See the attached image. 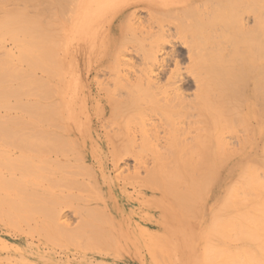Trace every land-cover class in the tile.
I'll list each match as a JSON object with an SVG mask.
<instances>
[{
	"label": "rangeland",
	"instance_id": "1",
	"mask_svg": "<svg viewBox=\"0 0 264 264\" xmlns=\"http://www.w3.org/2000/svg\"><path fill=\"white\" fill-rule=\"evenodd\" d=\"M5 1L9 2L10 4H7ZM16 1L17 0H0V4L5 2V5L2 4L3 8L0 7V31L3 29L2 31L5 33L7 31H9L10 28L13 30V28L16 27L17 25H19V26L21 25V29H22L23 26L28 24L26 28H23V31L24 32L26 31V33L23 32L22 35H20L21 29L18 28L19 26H17V28H18L17 30L16 29L14 31L10 30L11 32H7L5 34L2 31L0 32L3 34V35H0V45L1 46L5 45V47H7V49L5 47H0L1 52L4 51V53H5L4 54L2 52V54H0V56L3 55L2 57H4V55H5L4 58L0 57V63L3 62L5 59L8 60L10 57V53H13V51H14L16 53V55L18 56L17 57V59H18L17 64L18 65L16 66V68H17L16 73H18V71H21V74H22L25 70L31 71L33 74L35 72L36 73L34 74V76H33V74H31L32 76L27 75L25 78H23L25 76L24 74H22L23 75L22 76L21 74L18 73L19 75L17 77H20V80H19V78L16 77L17 74L16 75L13 74V78L14 77L16 78L15 80L18 82V85L22 84L21 86L17 87L19 90L17 89L16 93L20 90L22 92L24 89L25 92L27 90V93L30 92L31 95H29L30 93H28V96H25L26 93L24 91H23L24 95L21 94V92L18 93L20 95H14L15 92L11 89L12 91L10 90V92H6V93L7 94L9 93L8 95H10V93H11V95L15 96V97L10 98L6 94L7 100H9V104L11 103L12 100H14V101L16 100V103L13 101H12V103L14 105L15 104H17V105L13 106L10 104L14 108L10 107L9 111L2 109L1 112L3 110H5V111H3V113H5V114H8V113H10L11 115H17L18 114L19 118L17 121L20 120V117L23 114L21 119H25L24 121H26V122L28 120L29 123L30 122H32V123H30L29 126H27V125L24 126L23 121L20 120L19 122H21V125H20V123H17L19 125V127H23V129H24L25 127L26 128H35L37 126L35 128V131H37V132L41 131L38 129H42V131L39 132L40 135H39V133L37 134V136L40 137L38 139H43V142L41 143L43 145L42 146L40 145V148L47 147V148L53 149V152L58 151V150L60 151V149H61L59 155L64 156L66 159H71L70 161H68L71 164L65 163L66 164L65 165L64 163L61 162V165H60L59 161H58L59 163H57V162H53L54 160L51 161L54 163V164H52L49 161L55 155L51 151L50 152L51 158H49L50 160H47L48 162L44 161V159H42V158H35L32 160L30 159L31 161L30 160L26 161L27 163H32L34 160L33 164H35L36 167L33 164L32 165L30 164L31 165L30 166L26 162H22L21 166L22 165L25 166V167L22 166V171H25L24 169H26L27 167L28 168L26 169V171L27 170H30V171H27V172H29L28 174H27V172L26 173L23 172V174L25 173L24 176H22L23 174L20 175L21 173L18 172L15 179H20L21 176L24 179L27 178L28 176H33L31 174L33 172H34L33 177L38 176V174H39L40 176H42L44 178L46 177V175H48V177L54 176L53 172L54 173L56 172L55 175H58V176H60L59 173L68 174L66 171H71V173L74 172V173H72V174L70 173V174L77 179H82L81 181H83V183H84V185L83 184L82 185L85 187L87 186L88 188L82 187V185H78V184L75 187V186H72L73 185L72 183H69L70 185L68 183H66L68 186L66 185L65 186L66 188H65L63 186L65 184H63V182H59L60 184L61 183L62 184L61 185L58 184L56 189L59 192L63 191V193H66L67 192L66 190H69L70 193H72V194L75 193L74 194L75 200L77 199L79 201L80 206L79 207H69V206L60 207L61 212H62V215H61L62 222L60 221L61 219L55 220V221L59 222V223L61 222L62 224L65 222L63 225L66 224L65 227L66 226L68 227L69 224L74 225L75 222H76L75 224H79L78 221L80 220V218L78 216L80 215L82 217L81 219L87 221L89 224L96 226V228L97 227H98V229L101 228V230L103 229V231H105V229H106L107 235L110 232L109 235H111L113 239L111 237H108L109 235L106 236V233L99 234V232H98V234L100 235L99 238L101 239V237L103 236L104 239L101 241L99 240V242H101L100 243L101 246L100 247L97 246L98 243L97 242H96L97 244L95 243L94 240L96 238H94V237L96 236L97 237L96 240L98 241V235H97L98 230L94 229V226H93V228L89 227V229L97 230L96 232L92 231V232L96 233V235H94V233L91 234L94 236V237L91 236V239H93V238L94 239L90 240L93 242V244L89 243V245H88L87 242L89 241L90 238L88 240L86 239L87 241H84L82 238L83 236H80V237L82 238V241H84L85 243L82 242L80 240L81 238H79V237L72 239V241H69V239L66 240V237H64V234L62 232V230L65 229L64 227H62L63 229L62 230L60 229L61 231L59 232L58 229L54 228L55 222H53V227H50L47 224H45V221H47L46 217L48 216V213H50L49 212L50 208H49V211H43L40 208H39L40 210L38 209V211H37V209H36L34 211V209H35L34 207H21L20 206V207H14V209H13V207H5L4 206V207H0V220H1L0 221V238H1L0 239V247H1V243H3V242L8 243L10 241L8 243L10 245L11 242L12 243L14 242L13 241L14 238H16V240H19V241H17L18 243H16V242H14V243L18 244L17 247L19 248V254L20 255H16L15 259H16V262L18 261L20 264H34V262H35V264H41V263L45 264L46 262H47L46 264H55V263L56 264H67V263L68 264L69 263L70 264H87V263L88 264H164L162 259H160L158 262L155 261L153 259L152 255L149 253V250L147 247L148 236H149V232H150V231H148L149 230L148 227H151V229H152V225L148 222L146 215L144 213L145 207H143L142 204L138 206V203L140 204L141 199H142L141 194L139 193V189H137L138 183L140 181H142L143 178H144V180H146L145 174L148 175L146 172L151 173L147 169L149 167H150V170L153 171V173H151V175L153 177H155L157 174L158 175L160 174L161 171H159V170H162L165 167V165L161 166L162 164H160L159 162L163 163L164 156L166 157V155H170L171 152L170 153H166V152H168L169 147H171L169 145H173L175 143L174 141H172L175 136H177V138L179 137L178 140L181 139L182 137H184L185 141L188 140L190 142L191 138L189 140V137L192 136V133L190 132L191 133V135H190L188 132V134H186V135L183 134L182 137L180 135L178 136V134H174V133L172 136H170V134L168 133L167 130H164V128H162L161 125L156 124L159 122V117H161V115L159 114V112H161V110L158 109V108H160L159 104H154L151 101H149L146 97H144L146 99V102H145V99L143 98V96H138L141 94L143 95V93H142L143 91L147 94L149 92V90L145 91V89H143L142 92H135L138 90V87L136 88V84L138 85L140 82L138 80V77H137V75L139 74V73L137 74V70L140 68H144V71H145L148 66H151L149 64V62H147V61L145 62V59H143L142 55L145 52L146 53L148 52V50H149L148 45H150L152 40L153 39L155 40L157 35L161 34L162 32L163 33L166 32L164 35H166L167 33L170 32L171 33L170 35H172L174 38H178V37H179V39L186 38L187 40L190 41V38L191 39L193 38L191 33L192 32L194 33V31H197L198 28L201 29L200 25H202V24H199L200 27L196 26L198 28H195V25H197V24L195 23L196 17L194 18V15H196V13L199 9L197 8L198 9L197 10L195 8H192L191 11L190 10L188 11V9H187L188 16L190 18L191 17L194 18L192 20V18L190 19V18L186 17L187 16L186 13H182V12H186V9L179 10L177 8L176 4H175V6H176L175 9L173 8L172 10L167 11V12H169V13H167L169 15L162 13L160 11V9H157L156 7H153L152 4H150V2H151V3H155V4H153L154 6L161 5L162 3H160V2L162 0H37V1L34 0L33 2H31V0H30L31 5L29 3V0H22L23 2L28 1L27 3H29V4L26 3L25 5L28 7L27 10H31L30 12L26 11V9L25 10L20 9V8L25 7V5H23V2L22 1L20 2L19 0L18 1L21 3V7L19 6L18 9L21 10V12L20 11L18 12V10H16L17 8H15L16 6H18V4L14 5V3ZM54 1H56V2H54ZM178 1H180V4H184L186 2L185 0H178ZM35 2L37 3L38 7L34 6L36 4H32ZM45 4L48 6H46ZM57 4H59V5H57ZM61 4H65V5H61ZM9 5H11V6H9ZM60 5H61V7H60ZM209 5L212 8L216 7V6H213L211 4H209ZM49 6H52L53 10H52V7H49ZM6 7H8V8H6ZM10 7L15 8V10L12 11L10 9ZM30 7H32V9H30ZM33 8H35V10H36L35 13H32L33 15L32 14L29 15L28 13H31L34 11ZM37 8H39V9L37 10ZM43 8L47 14H45V12L43 11ZM58 8H63L60 10H62L63 12L66 11L67 13H65V12L63 13L62 11L58 10ZM40 9H42V10H40ZM176 9H178L179 11L178 10L176 11ZM201 9H203V8H201ZM195 10H197V11L195 12ZM154 11H155V13H154ZM158 11H160L161 13ZM170 11H172L171 15H173V16L170 15ZM180 11H181V14H183L184 16L186 15L185 19L180 17L181 16L179 13ZM22 12H23V14L28 15L27 16L28 17L27 24L25 23V21L27 20V17L25 15H21V14L19 15V13H22ZM37 12H38V14L39 13L41 14L39 16H42L43 18H44V16H46V17H49V18L45 17L46 19H49V21L50 20L54 21L55 27H53L54 25L51 21L50 22L53 25L52 27H51V23H47V22L44 23L42 20L45 21V18L42 20H41V18L38 19L39 16L36 15ZM42 12H44V13H42ZM151 12H152V14H151ZM188 12H192L191 15ZM176 13L177 14L179 13L178 15H180V16L179 17L175 16ZM16 14H18L19 16ZM162 14H164V16ZM35 15L38 17L34 18ZM54 15H56V16H54ZM197 15H199V14L197 13ZM8 16H9V18H8ZM184 16H182V17H184ZM21 17L26 18V20L22 21ZM159 17H161V18H159ZM10 18L12 20L11 23L15 22L16 19L18 20V18L21 19L18 21L19 22L22 21V22L20 24H17V20H16L15 23L17 25L13 24V23H12L13 25H9L10 22H7L4 26L3 25L4 22L7 20L9 21ZM178 18H180V19L178 20ZM33 20L35 22L30 23ZM191 20H192V22H190ZM178 21L182 22L181 24H182V26H184L182 28V30L185 29L186 25H188L186 27V29L188 28V31L187 30H184V31H187L188 33H190V35L192 37L190 35H189L190 37L188 36L189 39L187 36L185 37V35H187V34H186V32H183L179 29L180 27H178L177 25L180 26L181 24H179ZM36 22L38 23L40 28L38 27L39 29H37L38 33L36 32V33L32 34V32L36 30V29L34 30V27L32 26V24L35 25ZM183 22L184 23L186 22V23L184 24ZM167 23H169V24L171 23V24L169 25ZM174 24H176V25H174ZM162 26H165L166 29L168 27L169 32H168V30H166ZM190 26H191V28H190ZM203 26H202V28H203ZM5 27L7 28V31H5L6 30ZM28 27H30L33 30V31L32 30L30 31L31 34L28 31L30 29ZM36 27H37V25H36ZM192 27H193V29H195L194 31L191 30ZM8 28H9V30H8ZM175 28H177L176 31L174 30ZM44 29L50 30V31L48 32V31H45ZM189 29L191 30V32L189 31ZM42 30H44V31H42ZM53 30H56L55 33L51 32ZM58 30L60 33L58 32ZM148 30L150 31V33ZM152 30L156 34H154V33L152 34L151 33ZM159 30H162V32L160 31L158 33ZM27 31H28V33H27ZM18 32H20V33L16 34ZM144 32L147 35H149L147 38L150 37V39L144 38L147 36ZM212 32H213V30H212ZM39 33H41V34H39ZM42 33H43V35L45 34L47 37L44 38L45 36H43ZM57 33H59V35ZM142 33H143V35H142ZM198 33H203V31L197 32V34ZM14 34L16 36H13ZM151 34L154 36L151 37ZM181 34H182V36H181ZM197 34H196V32L194 33V35H197ZM24 35H26V36H24ZM28 35L30 37H28ZM38 35L39 36L41 35L42 37L40 36V38H43V39L48 38V40H49L48 42H50L52 40L54 43V41H55V43H54L55 46H53L51 43L49 44L48 42H47L48 44H46V43L44 44L43 39H42V41H43V43H42L41 39H39L37 37ZM49 35L51 37H49ZM198 35L199 36H197V37L200 38L199 40H201L200 34H198ZM211 35H214V34H212L210 31V36ZM33 36H36L37 38L33 37ZM202 36H203L202 39L205 36L207 37V35H205V34H202ZM214 36L216 38H213V39H215V40L218 39V36H216V35H214ZM11 37H12V39L13 38H16V39L20 38V40L19 39H18V41H16V40L12 41V39L8 40ZM142 37L144 40L142 39ZM151 38H153V39H151ZM193 39L191 41L195 42L196 40H193ZM210 39L212 40L211 37L209 38V40ZM24 40H28V42L27 41L25 42ZM29 40H32V41L34 40V42L36 41L39 43H33V42L29 43L30 42ZM138 40L141 41V43L143 44V48H142V44L140 45L139 44L140 42H138ZM199 40L197 39L198 42H199ZM10 41H12L11 44H10ZM207 41H208V38H207ZM212 41L214 42V40H212ZM40 42H41V44H40ZM209 43H212V42L209 41ZM13 44H15L17 47L15 45L13 46ZM9 45L12 46L11 49H10ZM40 45L42 47L45 45L48 49H49V47L53 48L55 50V52L57 53L56 57L58 58V60L61 61V62L57 61V63H54L55 64V65L53 64L55 66L54 67L53 65H51V63L44 61L41 58L38 59L40 62L39 64L42 65L40 68L44 67L45 71H48V69L50 68L49 71L53 70L54 75H53V72H51L52 74L49 73V71L46 73L45 71L39 69L37 66L38 65L37 59L34 60V62H36L35 65L33 64L34 67H33V65L31 67V64H27V63H29L27 61V56L29 57L28 59H29L30 63L32 62V60H30V49H36L34 47L37 46V48L39 50V49H41L39 47ZM144 46L146 47V51L144 50L145 49ZM4 48H5V50H4ZM208 48L210 50V47H208ZM13 49H15V50H13ZM206 50L207 49L202 51V54L205 52V54H203V55H201L199 53L200 51L198 52L201 55L200 58L202 60V61L199 60V62H205V61L208 62L209 60H207V59H210L211 63H208V64H209V66H210V64L212 66L213 65L212 61L215 58L213 60L211 59V57L206 58V56L209 53V51L207 52ZM18 51L27 55L26 57L23 55L26 59L24 57H20L19 54H22V53H19ZM223 51L225 52V50H223ZM6 52L9 53V56L6 55L7 54ZM149 52H150V50H149ZM228 52L225 53L226 56L229 55ZM212 53H214V51H212ZM212 53H209V56ZM215 53H216V51H215ZM214 54H213V57L215 56ZM230 54H231V52H230ZM144 55H146V54H144ZM218 55L220 56V54H218ZM218 55L215 57H218ZM231 55L228 57L225 56L223 58L221 56H224V55H221L220 61H221V58H222V61L224 58L226 61L231 60V58H233ZM6 56H7V58H6ZM202 56L205 57V58H203V59H206L205 61H203ZM21 58L22 59L24 58L23 60H26V61H23ZM178 60H179V63H181L179 65L183 71L186 69L188 70V68H189L188 66L193 64V63L196 65L198 64L196 62L198 60H195V61L193 60L192 62H190V61H188L187 58L185 59V57H183V56L179 57ZM217 60H219V58ZM226 61H225V63H226ZM232 61L236 62L232 59L230 61V63H233ZM24 62H25V64H24ZM171 62L174 63V61H172V60H171ZM218 62L219 61H217V63ZM228 62L229 61H227V63ZM217 63L215 62L214 65H216ZM230 63H228L229 65L224 64V66L226 65L225 68H223L222 66L219 67V65L221 64L220 62L215 67L213 65L214 70H215V68L217 69V67L220 69L223 68L222 71L220 69H217L216 72H214L213 69L209 70L211 68V66L210 67L208 65L205 66V63H204V65L199 63V65H202V67L205 66L204 70H205V68L208 67L209 69L208 68L207 69L209 70V72H211L213 70V72H214L213 74H215V75H212L214 77L210 76L211 78H208L209 77L208 75L210 73L206 74V73H208V71H205L206 72L205 74L208 76L207 78L211 79L210 81L213 82L212 78L217 77V75L219 73L218 70L220 72H222V73H220V75H218V76H221L223 74V70H224V72L229 71V70L225 71L226 68L232 69L230 67ZM233 64H231V66L233 65V70L236 67L235 68L236 71H233L232 74H234V72L240 73V74H235V75H237V76H235V78L239 79L241 81L234 79V77L232 78V79L236 80L235 81L236 84L240 83L242 86V84L245 82V79L248 78L246 80L247 82L243 84L245 86V88L240 87V86H238V87L236 86L238 89L243 88L242 92L238 93L239 90L237 88H234V89H237L238 91L235 90L233 93H236V95H238L237 97L240 98V100L236 101L237 100L236 95H234L233 93H231V95L228 96L229 99L227 97L228 100H230V97L232 95L236 98V100H234L232 98L233 96L231 97L233 100L228 101L230 103V104L228 103V108L230 106H233V109H234V107L237 108V109L235 108L236 111H233V112L231 111L230 114L231 113L235 114V112H237L236 113L237 117L235 115L237 120H235V121H236V124L238 125V127L234 128V130L232 128V127H234L232 125L235 124V122H233V118H235L234 115H233V117H231L229 112H228V114L226 112L224 114L229 115L231 117V118H229V120L231 119V122L233 124L229 123L228 120H226V122L229 123L230 130H232V132L234 131V133L236 132L237 134H236V136H234L235 134L233 135V133H230L231 132L230 130L227 133V131H228L227 126L226 127L223 126L222 131L220 129L219 130L221 131V133L223 132L222 136L225 137L223 139L225 142L224 151L226 150L225 152H227L226 153L227 156L230 155L228 153V151L231 153V155H233L234 153H237V152L246 153V154H249L250 156L253 154V156L249 157L250 160H248V158H247V161L245 159L243 161H241L242 164H241V162H239V163H236L235 165H237L238 169H239V170L238 169L236 170L237 172L243 171V174H247L246 175L247 177L244 175L246 177L245 178L246 180L254 181L256 179H259L260 176L261 177L263 176L262 179L264 178V164H263L264 160H262V159H264V156H263L264 151H263V153L261 152V150L264 148V135H263L264 134V130H263L264 129V127H263V125H264V99L262 98L263 93H264L263 92L264 89H263V91L261 89V91L263 92L262 95L260 93L261 98L259 96V93H257L258 90L260 89V88H258L259 86H255L258 89L256 88L257 92L254 94L253 90H252L253 89L252 86L255 85L254 84L255 82H252L251 80H249L250 78L253 79L251 77L252 73L250 72V74H248L249 72H245L246 78L244 79V78H242L241 72L243 75H244V73L242 70L240 71L241 68L238 67V64H240V63H238V64L233 63ZM56 65H57V67H56ZM173 65L174 64H172V63L168 64V66L166 67V72H165L166 75H165V77L162 78V81H164L165 78H167V76H169V71L172 70V68L174 67ZM199 65H197V66H199ZM5 66H7L9 68V65H5ZM177 66H178V64H177ZM7 67H4L5 68L4 70H6ZM191 67L192 68H190V69H193L195 66L192 65ZM196 67L194 68L195 73L199 72L203 69L201 66H199V67H201V70L198 69L199 68L198 67L197 68L199 70L198 71L196 69ZM35 68H36V71H35ZM46 68H47V70H46ZM153 68H154V72H155V67H153ZM28 71H25V72H28ZM5 72H7V71H5ZM128 72H129V74L131 73V77H129ZM7 73L9 75L10 70ZM7 73H5V74H7ZM229 73L231 74V70ZM229 73L226 72L225 74H228L230 77ZM225 74H223V75L225 76ZM8 75L6 77H8ZM238 75H241L240 78H242V79H240ZM36 76L40 77L39 79H42V80H38ZM203 76L206 77L204 74L202 75V77ZM227 76H225V77H227ZM11 77H12V73H11L10 78ZM221 77H223V76H221ZM229 77H228V79H229ZM8 79H9V77H8ZM28 79H29V81H27ZM218 79H221V78L219 77ZM223 79H225V78H223ZM228 79L226 78V80H228ZM44 80H45V82H43ZM35 81H37V82L35 83ZM46 81H48V82H46ZM217 81H219V80H217ZM217 81L215 80V82H217ZM223 81H225V80H223ZM29 82H30V84L32 82L33 83L31 85H29ZM228 82H229V80L226 83H228ZM260 82H258L257 85ZM8 83H10V81L9 82L7 81L3 84V86L6 85V87H5L6 89H7V86L9 85ZM37 83L39 84L40 87L39 86L37 87V85H38ZM261 83H264V82H261ZM24 85H27V86L25 87ZM28 85L31 88L28 87ZM233 85H234V83H233ZM32 86H34L33 87L34 89L32 88ZM185 86H187V85H185ZM21 87H23V88H21ZM27 87L31 90H29ZM133 87H135L136 90H135V88L133 89ZM193 87H190V89L188 88V90H193ZM260 87H261V85H260ZM263 87H264V84H263ZM5 88H3L4 91H5ZM150 89L152 91H155V87H150ZM234 89L232 87V90H234ZM131 90H132V92H131ZM184 90L187 93L192 92V91L189 92L187 90V88H185ZM226 90H227V87H226ZM32 91L35 94L36 93L38 94V92L42 91L40 94H43V96L48 93L45 96L47 98H45V99L42 98V100H40V98L38 96H34L35 94L33 95ZM139 91H141V90H139ZM45 92H46V94H45ZM226 92L229 93L228 91H226ZM128 93H129V95L130 94L133 95V96H130V99H129V97H127ZM117 94H119L121 97L120 98L121 101L119 102L121 107H120V109L117 108V110L114 109V112H113V104L114 103L119 107V104L116 101ZM256 94H258V95L255 97V100H254V96ZM240 96L243 98H241ZM41 97H42V95H41ZM14 98H17L20 100L18 101L17 99H14ZM256 98H258V99H256ZM242 99H243V101H242ZM28 100L30 102L33 101V102H31V105L33 103H36V104L38 103L37 105L46 103L44 105H48V103H49L48 106H50L52 108V110L53 109L54 110L53 111L51 110L52 114H50L51 113L50 110L48 108L46 109L47 106H45V108H43V110H45V111L40 110L41 111L40 114L38 112H36L40 116L43 114L40 117L41 119L44 116V113L46 114L44 116V120H40V118H38L40 121H44V122H40L39 120L33 118L32 117L33 115L31 116L28 112H25L26 111L25 109H24L25 110L24 112L27 114H25L24 112H21L22 111L21 108H24L23 103H25V101H27V103H26V105H27ZM249 100L251 101L250 103H252V106H253V104H254V106L252 107V110L248 109V111H250L248 113L245 102H248ZM17 101H18V103H17ZM232 101L233 102L236 101V103L235 102L233 103ZM255 102L257 105L255 104ZM54 104H56L55 107L52 106ZM231 104H236V105H231ZM18 105L19 106L23 105V107L21 106L20 109H18L19 108V107H17ZM244 106L246 108L245 110H244ZM28 107H27V110L29 109ZM30 108H32V107H30ZM34 108L35 107H33V109ZM56 108H59L61 110H57ZM11 109H13V111ZM15 109L18 111V113ZM226 110H227V108H226ZM33 111H31V112H33ZM35 111H37V110L35 109ZM245 111L247 112V115H246ZM36 113H34V114L36 115ZM59 113H60V115H59ZM55 114H56V116H54ZM225 116H224V119L228 118V117L225 118ZM248 116H250L249 117L250 120H249V118H247ZM36 117H37V115H36ZM244 119H245L246 123H245ZM260 120H261V123H260ZM26 122H25V124H26ZM226 122H225V124H226ZM22 123H23V125H22ZM34 124H35V127H34ZM255 124H256V126H255ZM39 126H43L45 128L49 127V129L43 130V128H41ZM255 127H257V128H255ZM253 130H254V134H255L254 136L252 135ZM43 131H45V132L47 131V132L43 133ZM41 133L43 134V137L41 136L42 135ZM168 134H169L170 138H169ZM144 135H145V137H144ZM242 135L243 136L245 135V136L243 137ZM259 135H260V137H259ZM227 136H229V137L227 138ZM33 137L34 136H32L30 138L28 137L29 140L27 139L26 140L27 142L25 141L26 144L30 141V139L33 140L32 139ZM165 137L167 140L165 139ZM171 137H173V138H171ZM230 137H232V138H230ZM44 138L47 141H49V142H47V144L44 143V142H46V140H44ZM254 138H257L256 139L257 142L255 141ZM36 139H37V137H36ZM145 139H147V140L149 139V141H145ZM243 139L246 140L247 145H246V143L244 144L245 141L243 142ZM251 139H254V140L251 141ZM12 140L14 141L15 139H8L6 141L1 140V142L3 144H5L2 146H6V144H10V142L12 144V142H13ZM168 140H171L173 142V144L168 145L167 144ZM247 140H250V141H247ZM33 141H35V137H34ZM171 141H169V142L172 143ZM235 141H236V144H234ZM237 141H239V142H237ZM18 142L14 141L13 143L15 144ZM32 142H31V144H32ZM39 142H40V140H39ZM228 142L230 143V145H228L229 144ZM36 143L38 144V142H36ZM36 143L34 142L33 146L30 145V143H28L30 145L31 149L28 145L23 144V145L29 147L28 148L29 150L26 149L27 152H25V153H29V154L34 153L35 155H37L39 150H37V152L31 151L32 148H34V146L36 145ZM176 143L181 144L182 142L178 141ZM241 143L244 144L243 147H241ZM250 143H251V145H249ZM256 143H257V146H256ZM180 144H179V146H180ZM15 145H17V144H15ZM231 145L234 148L235 147L238 149L240 148L241 150L240 149L238 150L236 148L233 150V149H231L232 148ZM248 145L250 147H247ZM38 146H39V144L37 145V147ZM179 146L175 145L173 147V148H176L175 151L177 150L179 152V150H178ZM8 147H10V146H8ZM55 147H57V148H55ZM229 147H231V148H229ZM16 149H12V147L10 148L11 151L15 150L14 156H17V154H18L17 152L19 149H17V150ZM230 149L233 151L231 152ZM40 150H42V149H40ZM163 150L165 153L163 152ZM175 151L173 149L171 154H173V152H175ZM247 151H249L250 153ZM161 152H163V153H161ZM178 152H177V154H179ZM225 152H224V155L226 156ZM158 153H161L162 156L164 155L163 158L161 156L156 155ZM177 154L175 153L173 156H176ZM227 156L225 158L226 160L225 161L223 160V161H224V165H225L224 167H225L226 171H229L232 168V164L234 165L235 162L232 160V156H231V158L230 157L227 158ZM80 157H83V158L76 160ZM160 158H162V159H160ZM167 158H165V160H164L165 163L167 161ZM169 158H170V156H169ZM169 158H168V161H169ZM172 158H176V157H172ZM72 159H75V160H72ZM82 159H85V162H83ZM35 160H39V162L41 161L43 164L42 163L39 164V162H37V161L35 162ZM227 160H228V162H227ZM252 161H254V165H251V163H253ZM249 162H250V164H249ZM168 163H170V162H168ZM172 163H174V162H172ZM172 163H170L171 165L170 164L166 165V167L171 166V168H172ZM80 164L82 165V167ZM243 164L251 165V167H250L251 169L250 168L247 169L246 168L247 166L245 167V165H243ZM41 165H43V166H41ZM61 166H64V167H61ZM242 166H243V169H241ZM252 166H255L256 168L252 167ZM33 167H35V168H33ZM257 167L260 168V170H259L260 173H259ZM167 168H166V170H167ZM252 168H254V169H252ZM46 169H48V171ZM173 169H174V165H173L172 170ZM249 169H250V171L251 170L253 171L255 169L257 170V172L255 170L254 175H253V172H252V175L249 174V175L253 176L252 178H250V176L248 175V172H250ZM45 170H46V172H45ZM64 170H66V171H64ZM157 170H158V172H157ZM172 170H171V172L169 171L168 173H172L173 172ZM22 171H20V172H22ZM131 172H132V175H131ZM79 173H81V174H79ZM256 173H257V176L260 174L261 175L259 176V178L255 177L256 179H253ZM77 174H79V175L77 176ZM154 174H155V176H154ZM236 174H237V176H236L237 178L241 176L240 175L241 172H240V174L239 173H236ZM151 175H149V176H151ZM88 177H90L91 179H89ZM247 178H249V179H247ZM131 179L133 182L131 181ZM240 179H243V177L242 178L240 177ZM153 180H155V179H153ZM256 181H258V180H256ZM228 183L230 184L231 181ZM261 183H263V180ZM19 184H21V183H19ZM135 184H137V185L135 186ZM256 184H259V182ZM69 187L70 188L75 187V188L69 189ZM79 187H82L81 188L82 191L79 190ZM95 187H97V188H95ZM100 187L106 188L107 192L104 195V198L102 196V199H100V200L105 201L106 203H103V201H101L100 203H97L96 200L94 199L95 197L101 198L99 195V192H101L99 190ZM77 195H78V197H77ZM89 199H91L92 201ZM131 200H133V202H131ZM134 200L137 202V205L134 203ZM120 204L122 207L120 206ZM112 205H113V207H112ZM41 208L44 209V207H41ZM46 208L47 207H45V209ZM85 208H87V209L90 208L88 210V212H89V214H91L93 216V219L88 216L89 214L86 215V213H84V211L86 210ZM4 209L7 210L8 212L5 211ZM91 209L93 210L94 213L98 212L97 214H102L101 216H104L103 218H105V219H103L100 216L101 219H99V220L103 219L104 222H103V220L101 222L99 220H97V217L95 218L94 214L90 212ZM9 212H10V214H9ZM44 212H47L46 213L47 215ZM85 212H87V211H85ZM96 216H98V215H96ZM142 217H144L145 220L144 219L142 220L141 219ZM98 218H99V216H98ZM9 219H11L12 221H10ZM63 219L65 221H63ZM21 220H24L25 222L24 221L22 222ZM9 221L12 222V224H13V221L16 222V227L14 224L13 225L10 224ZM136 222H137V224H136ZM25 225H26V227H27V225H30V226H28L26 228ZM83 225H84V222H83ZM85 226H87V225H85ZM85 226H84V228H82L83 230L88 228V227L85 228ZM88 226H90V225H88ZM69 227L71 228V226H69ZM16 228H19L20 230L16 229ZM72 228H75V225ZM82 229H81V231H83ZM89 229H86V230L88 231ZM73 230H74L73 232L75 234L77 232V235H79L78 231H80V230L77 231V226H76V229H73ZM101 230H99V231H101ZM84 231H83V234H84ZM89 232L92 233L90 230H89ZM172 232H176L175 227L172 228ZM61 233H62V235H61ZM90 233L89 234L86 233L87 236H89ZM7 234H9L10 236H6ZM247 234H248V232H247ZM80 235H82V234H80ZM22 236H26L27 241L23 242ZM43 236H44V238H43ZM249 237H252V236L250 235ZM40 238H43V239H40ZM243 238H244V236H243ZM31 240H33V242ZM79 240L81 241L80 244H79V242H80ZM108 240H109V242H107ZM75 242H76V245H74ZM38 243L40 245H42L41 246L42 249L45 248L44 249L45 252L42 249H39V250L36 249L35 245ZM94 243L96 244V246L94 245ZM102 243H103V246H102ZM104 243L111 245L110 246L111 248L107 247L106 244L104 245ZM61 245L63 247H61ZM91 245H94L98 250L96 248H94L93 246L91 247ZM67 246L68 247L73 246L74 248L71 247V249L66 250L65 247H67ZM78 246L79 247L81 246L82 249L78 248ZM101 247H102V249L103 248L104 249L103 250L99 249ZM107 249H108V251H106ZM74 250H75V252L76 251L77 252L76 253L72 252ZM6 251H7V249H5V248L1 249L0 248V255H2V257H0V263H2V264L6 262V260H5L6 258H4L7 255ZM104 251H105V253H104ZM66 253H67V255H66ZM64 254H65V256H64ZM39 255H41V256H39ZM38 256H39V258H38ZM73 256H78V259L76 257L77 260L75 262H67L66 261L65 258L72 259ZM174 257H175V255L173 254V256H171V258H174ZM22 258H24V259H22ZM47 259L50 261H48ZM60 259H62V260H60Z\"/></svg>",
	"mask_w": 264,
	"mask_h": 264
},
{
	"label": "bare ground",
	"instance_id": "2",
	"mask_svg": "<svg viewBox=\"0 0 264 264\" xmlns=\"http://www.w3.org/2000/svg\"><path fill=\"white\" fill-rule=\"evenodd\" d=\"M19 1L21 2L22 0H19ZM19 1L17 0L14 3V5L18 4V6H16L15 8H17L16 10H18V12L19 11L21 12V10L18 9L19 6L21 7V3ZM33 1L34 0H31V2H33ZM185 1H186L184 3L185 5L184 4H180V1H178V0H165V1L162 0L160 2L162 4L161 5H156V6L153 5L155 3H151L150 2V4H152L153 7H156L157 9H160V11L162 13H164V14L169 13V12H167L168 10H172L173 8L175 9L176 8L175 4H176L177 8L179 10L186 9V12H182V13H186L187 16L186 15L185 16L188 17V18H190V17L187 14V9H188V11L189 10L191 11L192 8H195V9L198 8L199 10L197 9L198 11L195 10V12L197 11V13L199 15H197V13H196V15H194V18L196 17L195 18V23L197 24V25H195V28H198L196 26H199V24H202V25H200L201 29L198 28V30L200 29L201 31L200 30L199 31L198 30L194 31L195 29H193V27H192L191 30H193L194 33L196 32V34H197V32H202L203 31V33H198L201 36V40H199L200 38L197 37L199 35L198 34L194 35L193 32L191 33V35L193 36V38L194 37L196 38V39L192 38L193 40H196L195 42L191 41L192 40L191 38H190V41L187 40L186 38L179 39L178 36H177L178 38H174L172 35H170L171 33L169 32L168 27L166 29L165 26H162L163 28L168 30L169 33L164 35L166 32L163 33L162 30H159L158 33L160 31L162 33L157 35L155 40L153 38H151V39H153L152 42H151L152 44L150 43V45H148L149 46L148 48H149L150 52L148 50L147 53L146 52L144 53L146 55H144V54L142 55L143 59H145V62L146 61L149 62V64L151 66H148L145 71H144V68H140V69L137 70V74L139 73L137 75V77H138V80L140 81L138 85L136 84V88L138 87V90L135 91L136 88L133 87V89L135 88V90H134L135 92H142L143 89H145V91L149 90V92L147 94L143 91L142 92L143 95L141 94V95H138V96H143V98L146 97L152 103L159 104L160 108H158V109L161 110V112H159L161 117H159V122L156 123V124L161 125V127L164 128V130H167L168 133L170 134V136H172L173 133H174V134H178V136L180 135L182 137L183 134L186 135L189 132V134L191 135V133H192V136L189 137V140L191 138L192 142L191 141L189 142L188 140L185 141L184 137L181 138L182 140L181 139L178 140L179 137L177 138V136H175V135L174 136L177 139L175 137L174 138L176 140L173 137H171V138H173L172 141L175 142L174 144L176 146H179V144H180V143L178 144L176 142H178V141L182 142L180 144V146H179V149L177 148L179 150V152L176 150L179 154H177V152L175 151L176 148H173L175 146L173 144V142L171 140H168L167 144L168 145L169 144H173L174 146L173 145H169L172 148L169 147V151L166 152V153H170V152L172 153L173 149H174L175 152H173V154L170 153V155H166L165 154L166 157L163 155L164 158H163V156L161 154V153L164 152V150H163V152L156 154L158 156H161L164 160H165V158H167V157L169 158V156H170L169 161H168V158H167L166 163L164 162V160H163L164 164L159 162L160 164H162L161 166L165 165V167L162 170H159L161 172H160L159 175L157 174L158 176L157 175L155 176V174H154L155 177H153L151 175V173H153V171L150 170V167L147 168L148 171H150L151 173L146 172L148 174V175L145 174L146 180H144V178H143L142 181H140L138 183V188L137 189H139V193L141 194V198H142L140 204L138 203V206L142 204V206L145 207L144 208V213L146 215V218H147L148 222L152 225V229H151V227H148L149 228L148 231H150V232H149V236H148L147 247H148L149 253L152 255L153 259L155 261H157V262L160 259H162L164 264H264V178L262 179L263 176L261 177L260 176L261 174L257 176V173H256L253 179H256L257 177L259 178V176H260L259 179H256L258 181H256V180H254V181L246 180L245 178L247 177L246 176L247 174H243V171H239V172L236 171L238 169V166L235 165V164L243 161L244 159L247 161V158H248V160H250L249 157L253 156V154L250 156L249 154H246V153L237 152V153H234L233 155H231V153L228 151V153L232 156V160L235 163H234V165L232 164V168L229 171H226V169L224 167L225 166L224 165V161L226 160L225 158L227 156V154H226L227 152H225L226 150L224 151L225 142H224L223 139L225 137L222 136L223 132L221 133V131L223 130V128H222L223 126L224 127H226V126L228 127L227 128V130H228L227 133H228L229 130H230L229 123H232L231 119L229 120V118L233 117V115H234V117H235V115L237 117V114H236L237 112H235V114H232V113L230 114L231 111L232 112L236 111L235 110L236 107H234V109H233V106L229 105L230 107L228 108V103H229L228 101H231L233 99L236 100V98H237L236 101L240 100V98L237 97L238 95H236V93H233V92L238 89L237 88L238 86L245 88V86L243 84L246 83L247 82L246 80L248 79V78L245 77L246 76L245 72H249L248 74H250V72L252 73L251 77L253 79L250 78L249 80H251L252 82H255L254 83L255 85L253 84L254 86H252V88H253L252 90H253L254 94L257 92L258 88H260L259 89L260 91H261V89H262V91L264 89V87H263L264 83H261V82H264V0H185ZM5 2L7 4H10L7 1H5ZM5 2L2 3V4L5 5ZM27 2L24 1L23 5H25ZM54 2H56V1H54ZM29 3H30V0H29ZM29 3H27V4H29ZM2 4H0L1 5L0 7H2ZM32 4H36L34 6L38 7L36 2L32 3ZM209 4H211L213 6H216V7L212 8ZM30 5H31V3H30ZM57 5H59V4H57ZM61 5H65V4H61ZM61 5H60V7H61ZM9 6H11V5H9ZM46 6H48V5H46ZM25 7L20 8V9H22V10L26 9V11H28V12L31 11V10H27L28 7L26 5H25ZM49 7H52V6H49ZM200 7L203 8V9H201ZM6 8H8V7H6ZM15 8L10 7V9L12 11L15 10ZM35 8H33V10H34V11L32 10L33 12L28 13V14L30 15L32 13H35V11H36ZM30 9H32V7H30ZM38 9L39 8H37V10ZM60 9H63V8H58V10H60ZM178 9H176V11ZM40 10H42V9H40ZM52 10H53V7H52ZM43 11H44V8H43ZM60 11H62V10H60ZM160 11H158V12H160ZM44 12H42V13H44ZM64 12L67 13L66 11H64ZM154 13H155V11H154ZM179 13H180L181 16L178 15ZM179 13L178 14L176 13L177 15L175 14V16H178V17L180 16L181 18H184V19L186 18L183 14H181V11ZM188 13H190V15H191L192 12H188ZM20 14L21 15H25L26 17L28 16L27 14H23V12L19 13V15ZM45 14H47V13L45 12ZM151 14H152V12H151ZM164 14H162V15L164 16ZM171 14H172V11H170V15ZM16 15H18V14H16ZM36 15L39 16L41 14L40 13L38 14V12H37ZM36 15L34 16V18L38 17ZM167 15H169V14H167ZM54 16H56V15H54ZM171 16H173V15H171ZM182 16H184V17H182ZM45 17L46 16H44V18ZM8 18H9V16H8ZM40 18H41V20L44 19L42 16H39L38 19H40ZM46 18H49V17H46ZM46 18H45V21L44 20H42V21L44 23L45 22H47V23H51L52 22L54 26L51 23V27L52 26L55 27L54 21L50 20L51 21L50 22L49 19H46ZM159 18H161V17H159ZM191 18H192V20L194 19L193 17H191ZM21 19H22V21L26 20V18H22V17H21ZM21 19L18 18V20H21ZM179 19L180 18H178V20ZM16 20H15V22H16ZM18 20H17V24H20L22 21L19 22ZM192 20L190 22H192ZM11 21L12 20L10 18L9 21L8 20L5 21L3 25L5 26V24L7 22H10L9 25L16 24L15 22H12L13 23L12 24ZM27 21H28V17H27V20L25 21L26 24H27ZM32 22L34 23L35 21L33 20L30 23H32ZM178 22H179V24L182 23L180 21H178ZM167 24H169V23H167ZM27 25L23 26L22 29H21V25L20 26L17 25V26H19L18 28L21 29V33L18 32L16 34L20 33V35H22V33L24 32L23 28H26ZM36 25H37V27H36ZM174 25H176V24H174ZM17 26L14 27L13 30L10 28V30H12V31H14L15 29L17 30L18 29ZM32 26L34 27V30L36 29L35 31H33L30 27H28V28H30L28 30L29 33H30L31 30L33 31L32 34L36 33L37 29L40 28V26L38 25L37 22L35 23V25L32 24ZM177 26L180 27L179 29L181 31L186 32L187 35H185V37L186 36L188 37L190 35V33L187 32L188 28L186 29V27L188 25H186L185 29H184V30H187V31L182 30V28L184 27V26H182V24L180 26L179 25H177ZM202 26H203V28H202ZM190 28H191V26H190ZM176 29L177 28H175L174 30L176 31ZM8 30H9V28H8ZM10 30L7 31V28H6L5 31L11 32ZM44 30H42V31H44ZM191 30L189 29L190 32H191ZM212 30H213L214 33L212 32ZM28 31H27V33H28ZM45 31L49 32L50 30H45ZM55 31L56 30H53L51 32L55 33ZM152 31H151L152 34L153 33L156 34L154 31L153 32ZM210 31H211L212 34L218 36V39H216V40L213 39V38H216V37L214 35L210 36ZM7 32H5V33H7ZM58 32H59V30H58ZM24 33H26V31ZM59 33H57V34L59 35ZM149 33H150V31H149ZM39 34H41V33H39ZM152 34H151V37L154 36ZM202 34L207 35V37L205 36L203 38L204 40L202 39V37H203ZM0 35H3V34L0 33ZM29 35H28V37H30ZM42 35H43V33H42ZM142 35H143V33H142ZM13 36H16V35L14 34ZM24 36H26V35H24ZM40 36L38 35L37 37L39 39H41V42L43 43V41H42L43 38H40ZM43 36H45L44 38L47 37L45 34ZM148 36L149 35H147L146 37H144V36L143 37L146 39ZM181 36H182V34H181ZM33 37H36V36H33ZM49 37H51V36L49 35ZM143 37H142V39H143ZM189 37H188V39H189ZM210 37L212 38V40H214V42L211 39L209 40ZM207 38H208V41H207ZM11 39H12V37L10 39H8V40H11ZM18 39L20 40V38H18ZM18 39L13 38L12 41H14V40L18 41ZM147 39H150V37L147 38ZM197 39L199 40V42L197 41ZM43 40H44V44L45 43L46 44H48V43L50 44L51 43L53 46H55L54 45L55 41H54V43H53L52 40H51L52 42L51 41L48 42L49 41L48 38L47 39H43ZM12 41H10V44L12 43ZM24 41L28 42V40H24ZM29 41H30L29 43H32V42L33 43H39V42H36V41L34 42V40L33 41L29 40ZM209 41L212 42V43H209ZM41 42H40V44H41ZM138 42H140L139 43L140 45L142 44L141 41L138 40ZM14 45L15 44H13V46ZM9 46H10V49H11L12 46L11 45H9ZM207 46L210 47V50H209V48ZM0 47H5V45L4 46L0 45ZM39 47L41 48L39 50H38L37 46L34 47L36 49H30V60H32L31 63H30V61L28 59L29 57L27 55H25L22 52H19V51L18 52L22 53V54H19L20 57H24V56L26 57L27 56V61L29 62L27 64H31V67H32L33 64L34 65L36 64V62H34V60L35 59L38 60L40 58L43 59L44 61H47V62L51 63V65H53L54 63H57V61L61 62L56 57L57 53L55 52V50L53 48L49 47V49H48L45 45L43 47L40 45ZM5 48L7 49V47H5ZM5 48H4V50H5ZM142 48H143V44H142ZM144 48H145L144 50L146 51V47L145 46H144ZM205 49H207L206 51L207 52L209 51V53H212V51H214V53H215V51H216L215 54L212 53L210 56H209V53H208L207 56L205 55L206 58L207 57H209V58L211 57L212 60L215 58L214 59L215 61L214 60L212 61L213 65H214L215 62L217 63V61H219L221 63L219 65V67L222 66L223 68H225V66L228 63H230V61L232 59L234 61H236V62L232 61L233 63H236V64L240 63V64H238V67L241 68L240 71L242 70L243 73H244V75H243L242 72H241L242 78H244V79L246 78L245 82L242 80L244 82L242 84V86H241L240 83H239L240 85L238 83H237L238 85L235 83L236 80H238V81H241V80L235 78V76H237L235 74H240V73H235L234 72V74H232L233 71H236V69H235L236 67L235 66H234L235 68L233 70V65H234L233 63H230V67L232 69H229V68L225 69V71L229 70V71H226L228 73L231 70V74L229 73L230 77H229L228 74H225L226 72H224V70H223V74H225V76H227V75L228 76L225 77L223 74L221 75L223 77L218 76V75H220V73H222V72H220L218 70L219 73L217 72L218 73V75L216 74L217 77L212 78L213 82H211L210 81L211 79H208V78H211L210 76L215 75L213 73L216 72L217 69H220L218 67H217V69L215 68V70L213 69L216 65L219 64V62L216 65H214V67H213V65L211 66V64H210V66H211L210 69L207 67L209 70L213 69L214 72H213V70L211 72H209V70L207 68H205V70H204V67L206 65L209 66L208 63H211L210 59H207V60H209L208 62L205 61L206 59H203V58H205L203 56H202V59L205 62H199V60L202 61L200 57H201V55L205 54V52L202 54V51H204ZM13 50H15V49H13ZM223 50H225V52ZM0 52H1V50H0ZM2 52L4 53V51H2ZM2 52L0 54H2ZM227 52L229 53L228 56H230L232 54L231 56L233 57V58H231V60H227V61H229L228 63L225 60V58L222 61V58L226 56L225 53H227ZM230 52H231V54H230ZM213 54L215 56H217L218 54H220V56L224 55V56H221L222 57L221 58L222 62L220 61V56L219 55H218V57H215V56L213 57ZM6 55L9 56V53H7ZM2 56L3 55H1L0 57L1 58L5 57V55H4V57H2ZM181 56L185 57V59L187 58L188 61H190V62H192L193 60L194 61L198 60V61H196L198 63L197 65H199V63L204 65V63H205V66L202 67V65H199V66H201L203 68L201 70V67H199V66H197L196 64L193 63V64L188 66L189 68L187 67L188 70L186 69V70L183 71L181 69L180 65H179L181 63H179V60H178L179 57H181ZM228 56H226V57H228ZM17 57L18 56L13 51V53H10V57H9L8 60L5 59L3 62L0 63V207H4V206L5 207H13V209H14V207H20V206L21 207H34L35 208L34 211L36 209L38 211L39 208L42 209L43 211H49V208H50V211H49L50 213H48V216L46 217L47 221H45V224H47L50 227H53V222H55L54 223V226H55L54 228L58 229L59 232L63 229L62 227H64L65 229L62 230V232L64 234V237H66V240L69 239V241H72V239H75L77 237L81 238L80 236H83L82 238H83L84 241H87L90 238L89 241L87 242L88 245H89V243L93 244V242L90 241V240H93L94 238L97 239L96 236L94 237L91 234H93L94 232H96L98 230L97 231L98 241L96 239L94 241H95V243L97 242L99 244L98 245L96 243L97 246L100 247L101 246L100 245L101 242H99V240L100 241L103 240L104 237L102 236L101 239H100L99 238L100 237L99 234L106 233V229H105V231H103V229L102 230H101V228L98 229V227L96 228V226H94L92 224H89L87 221L81 219L82 217L77 212L76 213L79 215L78 217L80 218V220L78 219L79 220L78 221L79 224H75L76 222L74 223L75 228H72L74 225L69 224L68 227L67 226L65 227L66 224L63 225L65 222L63 224L61 223L62 222V219H61L62 212H61V208L60 207H67V206H69V207H79L80 203H79V201L77 199L75 200V197H74L75 193L72 194V193H70L69 190H66L67 191L66 193H63V191L59 192L56 189V187H57L58 184L59 185L62 184V183L60 184L59 182H63V184H65V185H63L64 187L67 185L66 183H68V184L72 183L73 184L72 186H75V187H76L77 184L78 185H82V184L84 185L83 181H81L82 179L75 178L74 176L71 175L74 172L71 173V171H66V170H64V171H66L68 174L59 173L60 176L55 175L56 172L55 173L53 172L54 176L50 175L51 177H48V175H46V177L44 178V177L40 176L39 174H38V176L33 177L34 176V174H33L34 172H33V173H31L33 176H28L25 179L22 177V176L25 175V173L27 171H30V170L26 171V169L28 167L26 169H24L25 171H22V166L25 167L24 165L21 166L22 162H26L27 160H30V159L32 160V159H35V158H42V159H44V161L50 160L49 158H51V154H50L51 151H52V153H54L55 156L54 157L52 156L53 158H51V160L49 162L54 160L53 162H57V163L60 162L59 163L60 165H61V162L64 163V164L65 163L71 164L70 162H68L71 159H66L64 156L59 155L61 149H60V151L58 150V151H54L53 152V149H50V148H47V147L40 148V145L41 146L43 145V144H41L43 142V139H38L40 137L37 136V134L39 132H41L42 129H38V130H41V131H38V132L35 131V128L37 127V126L35 127V124H34L35 128H26L25 127L23 129V127H19V125L17 123H20V125H21V122H19L20 120L23 121L24 126H26V125L29 126L30 123H32V122L29 123L28 120L26 122V121H24L25 119H21L23 114L21 115L20 120L17 121L18 118H19L18 114L17 115H11L10 113H8V114L3 113V111H5V110L9 111L10 107L14 108L13 106L17 105V104L14 105L12 103V101L16 103V100L15 101L12 100L10 104L13 105V106H11L9 104V100H7V97H6L9 94V93L7 94L6 92H10V90L12 89L16 93V90L18 89L17 87L22 85V84L18 85V82L15 80L16 78L15 77L13 78V74L14 75L17 74L16 77L19 74H21V71H18L19 74L16 73L17 72L16 66L18 65L17 64L18 63ZM6 58H7V56H6ZM218 58H219V60H217ZM171 60L174 61V63L171 62ZM23 61H26V60H23ZM225 61H226V63H225ZM169 62L174 64L173 65L174 67L172 68V70L169 71V76H167V78H165V80L162 81V78L165 77V75H166L165 74L166 67L168 66V64H170ZM39 63L40 62L38 60V65H37L38 68L43 70V71H45L44 67L40 68L42 65H40ZM24 64H25V62H24ZM177 64H178V66H177ZM224 64H226V65L224 66ZM231 64H233V65L231 66ZM5 65H9V68L7 66H5ZM34 65H33V67H34ZM192 65H194L195 67L197 66L196 69L199 67L198 69H200L201 71H199L197 69L199 72L195 73V69H194L195 67L193 69H190V68H192L191 67ZM152 66L155 67V72H154V68ZM4 67H7L8 69L6 68V70H4L5 69ZM56 67H57V65H56ZM223 68H221L220 70L222 71ZM49 69H48V71H49ZM9 70H10V73L8 75L7 72ZM46 70H47V68H46ZM5 71H7V72H5ZM25 71H28V70H25ZM25 71L22 73V74L25 75L23 78H25L27 75L28 76L29 75L32 76L31 74H33V73L31 71H28V72H25ZM35 71H36V68H35ZM48 71H45V72L47 73ZM205 71H208V73H206ZM51 72H53V70L49 71V73H51ZM5 73H7V74H5ZM11 73H12V77L10 78ZM202 73L206 77H204V76L202 77V75H203ZM205 73L206 74L210 73L208 75L209 77ZM34 74H33V76H34ZM7 75L9 77V79H8V77H6ZM53 75H54V72H53ZM128 75H129V77H131V73L129 74V72H128ZM241 75H238L239 78H240ZM36 77H37L38 80H42V79H39L40 77H38V76H36ZM212 77H214V76H212ZM219 77L221 79H218ZM228 77H229V79H228ZM233 77L236 80L232 79ZM17 78H19V80H20V77H17ZM223 78H225V79H223ZM226 78L229 80V82H228L229 84L226 83L228 81V80H226ZM242 78H240V79H242ZM222 79L225 80V81H223ZM215 80L216 81L219 80V81L215 82ZM7 81L8 82L10 81V83H8L9 85L7 86V89H6L5 88L6 85L3 86V84L5 82H7ZM27 81H29V79ZM257 81L258 82L261 81L260 82L261 84L259 83L257 85V83H258ZM36 82L37 81H35V83ZM43 82H45V80ZM46 82H48V81H46ZM233 83H234V85H233ZM31 84L29 82V85H31ZM29 85H28V87H30ZM185 85H187V86H185ZM260 85H261V87H260ZM24 86L26 87L27 85H24ZM34 86H32V88ZM38 86H39V84L37 85V87ZM255 86H259V87L257 88ZM23 87H21V88H23ZM150 87H155V91H152L150 89ZM190 87H193V90H188V88L190 89ZM226 87H227V90H226ZM232 87H233V89L234 88H237V89L232 90ZM3 88H5V91H4ZM185 88H187V90L189 92L190 91H192V92L191 93H187L184 90ZM242 89L243 88L238 89L239 90V91L237 90L238 93L242 92L243 91ZM29 90H31V89H29ZM139 90H141V91H139ZM259 90H258L257 93H259V96H260V93L262 95V93L264 91L260 92ZM23 91H24V89H23ZM23 91L21 92V90H20L16 94L14 92L13 93H14V95H20L18 93L21 92V94L24 95L25 91L24 92ZM226 91H228L229 93H227ZM41 92H38V94L40 95L39 96L37 93L35 94L32 91L33 95L35 94L34 96H38L40 98V100H42V98L43 99L47 98L45 96L48 93L46 94V92H45L46 95L43 96V94H40ZM131 92H132V90H131ZM25 93H26L25 96H28V93H30V92L27 93V90H26ZM231 93L236 95V98L232 95L233 97L232 96L231 97L233 99L230 97V100H228L229 99L228 96L231 95ZM10 95H11V93H10ZM10 95H8L10 98L11 97H15V96H12V95L10 96ZM29 95H31V93ZM41 95H42V97H41ZM257 95L258 94H256L254 96V100H255V97ZM130 96H133V95H131V94L129 95V93H128L127 97H129V99H130ZM263 96H264V93H263ZM263 96H262V98L264 99ZM227 97H228V99H227ZM120 98H121L120 95L117 94L116 101H117L118 104L121 101ZM241 98H243V97H241ZM260 98H261V96H260ZM14 99H17V98H14ZM256 99H258V98H256ZM17 100L19 101L20 99H17ZM18 101H17V103H18ZM236 101H234V102L236 103ZM242 101H243V99H242ZM31 102H33V101H31ZM31 102L28 100V104L26 105L27 101H25V103H23L24 108H21L22 111L21 110L20 111L24 112L26 110L25 112H28L31 116L33 115L32 117L37 119V120H39L38 118H40L43 115L42 114L40 116V115H38V113L40 114L41 111H45V110H43V108H45V106H47L46 109L48 108L50 110V112H51L50 114H52V111L54 110V109L52 110V108L50 106H48L49 103H48V105H44L46 103L39 104V105H37L38 103L37 104L33 103L32 104L33 106H32ZM145 102H146V99H145ZM250 102H251L250 100L248 102H245L246 103V107H247V111H248V109L252 110V107L254 106V104L252 106V103H250ZM255 104H256V102H255ZM23 105H20V106L18 105L17 106V107H19L18 109H20L21 106L23 107ZM231 105H236V104H231ZM52 106L55 107L56 104H54ZM27 107L29 108L28 110H27ZM30 107H32V108H30ZM33 107H35V108L33 109ZM120 107H121L120 104H119V107H118L114 103L113 104V112H114V109L117 110V108L120 109ZM225 107L227 108V110H226ZM2 109H5V110H3L1 112ZM35 109L37 111H35ZM56 109L57 110H61L59 108H56ZM245 109L246 108L244 106V110ZM11 110L13 111V109H11ZM30 110L31 111L34 110V111L31 112ZM36 112H38V113H36ZM225 112L227 114L229 112L231 117L229 115L224 114ZM249 112L250 111H248V113ZM17 113H18V111H17ZM34 113H36L37 117H36V115ZM25 114H27V113H25ZM45 115L46 114L44 113V116ZM59 115H60V113H59ZM246 115H247V112H246ZM44 116L42 117V119L40 118V120H44ZM54 116H56V114ZM224 116H225V118L226 117H228V118L224 119ZM249 117L250 116H248L247 118H249ZM235 118H233V122H235V124L232 123L233 124L232 126H234V127H232L233 130H234V128L238 127V125L236 124V121H235V120H237V118L236 119ZM226 120H228L229 123L226 122ZM249 120H250V118H249ZM224 121L226 122L227 125L225 124ZM244 121H245V119H244ZM25 122H26V124H25ZM40 122H44V121H40ZM23 123H22V125H23ZM245 123H246V121H245ZM260 123H261V120H260ZM255 126H256V124H255ZM39 127L43 128V130L44 129H46V130L49 129V127H46V128L43 127V126H39ZM263 127H264V125H263ZM255 128H257V127H255ZM230 131H231L230 133H233V135L235 134L234 136H236V134H237L236 132L234 133V131L233 132H232V130H230ZM44 132L45 131H43V133ZM169 134H168V136H169ZM39 135H40V133H39ZM252 135L253 136L255 135L254 134V130H253ZM32 136L35 137V141H33L34 140V137H33L32 138L33 140L30 139L31 142L33 141L32 144H31L30 141L28 143H30V145L33 146L34 142L35 143L38 142L39 146L37 147L38 144L36 143L34 148H32V150H31V151H34V152H37V150H39L37 155H35L34 153H30V154L29 153H25V152H27L26 149H28L30 147V145L28 143L26 144V142H27L26 140L27 139L29 140V138L32 137ZM41 136L43 137V134ZM170 136H169V138H170ZM36 137H37V139H36ZM144 137H145V135H144ZM228 137L229 136H227V138ZM259 137H260V135H259ZM230 138H232V137H230ZM257 138H254L255 141H256ZM8 139H15L14 141H16V142L19 141V142L15 143V144H17V145H15L13 143L14 141L12 140L13 141L12 144L10 142V144H6V146H2V145H5V144H3L1 142V140L2 141H6ZM165 139H166V137H165ZM254 139H251V141L254 140ZM39 140H40V142H39ZM44 140H46V139L44 138ZM145 141H149V139L148 140L145 139ZM169 141H171L172 143H170ZM247 141H250V140H247ZM47 142H49V141L46 140V142H44V143L47 144ZM237 142H239V141H237ZM243 142L245 144L246 140L243 139ZM23 144H26L29 147H27V146H25ZM234 144H236V141H235ZM244 144L241 143V147H243ZM228 145H230V143ZM246 145H247V143H246ZM249 145H251V143ZM249 145L247 147H250ZM8 146H10V147H8ZM256 146H257V143H256ZM11 147H12V149H16V148L19 149L18 152H17L18 154L16 153L17 156H14L15 155V150L11 151L10 150ZM55 148H57V147H55ZM229 148H231V147H229ZM235 148L232 146L231 149L234 150ZM30 149H31V147H30ZM40 149H42V150H40ZM236 149H238V148H236ZM233 150H231V152ZM249 151H247V152H249ZM263 151H264V148L261 150V152L263 153ZM224 152H225L226 156L224 155ZM175 153L177 155L173 156ZM230 155L227 156V158H229V157L231 158ZM172 157H176L177 159L176 158H172ZM81 158H83V157H80V158H78L76 160H79ZM162 158H160V159H162ZM72 160H75V159H72ZM262 160H264V159H262ZM36 161L39 162V160H35V162ZM41 161L39 162V164L42 163ZM82 161L85 162V159H82ZM53 162H51V163L54 164ZM168 162H170V163L174 162V163H172V168H173V165H174V169L173 170H172L171 166H167L168 168L166 167V165L170 164ZM227 162H228V160H227ZM252 162L253 163H251V165H254V161H252ZM33 163H34V160H33L32 163H27V164H29V165L31 164L32 165ZM241 164H242V162H241ZM246 164H243V165H245V167L247 166L246 167L247 169L251 167V165H246ZM249 164H250V162H249ZM33 165H35V164H33ZM41 166H43V165H41ZM64 166H61V167H64ZM35 167H36V165H35ZM35 167H33V168H35ZM81 167H82V165H81ZM252 167H255V166H252ZM166 168H167V170H166ZM257 168H258V171H259L260 168L259 167H257ZM241 169H243V166H242ZM250 169H249V171H250ZM252 169H254V168H252ZM46 170L48 171V169H46ZM46 170H45V172H46ZM171 170L173 172L172 173H168L169 171L171 172ZM255 170H253V171L251 170L250 172H248V175L249 174L252 175V172H253V175H254ZM20 171H22V172H20ZM18 172L21 173L20 175H22L23 172H25V173L20 177V179H15V177L18 174ZM157 172H158V170H157ZM240 172H241V174H240ZM256 172H257V170H256ZM28 173L29 172H27V174ZM236 173H239L241 175L240 177L241 178L243 177L244 180L240 179V177L237 178L236 177L237 176ZM259 173H260V171H259ZM79 174H81V173H79ZM79 174H77V176ZM131 175H132V172H131ZM149 175H151L152 177L149 176ZM251 175H249L250 178L253 177ZM88 178L91 179L90 177H88ZM153 179H155V180H153ZM247 179H249V178H247ZM262 180H263V183H261ZM131 181H132V179H131ZM230 181H231V183L229 184L228 182H230ZM258 182H259V184H256ZM19 183H21V184H19ZM83 185H82V187H85ZM136 185L137 184H135V186ZM75 187H73V188H75ZM82 187H79V190H81ZM73 188L69 187V189H73ZM95 188H97V187H95ZM99 190L101 191V192H99V195H100L101 198H99V197H95L94 198L97 203H100L101 201H103V200H100V199H102V196L104 198V195L107 192L106 188H104V187H100ZM77 197H78V195H77ZM91 199H89V200H91ZM131 202H133V200H131ZM103 203H106V202L103 201ZM134 203L137 205V202L135 200H134ZM121 204H120V206H121ZM41 207H44V209L41 208ZM45 207H47V208L45 209ZM112 207H113V205H112ZM85 209L84 210L87 211V212H85L84 210L83 211H84V213H86V215H88L89 214L88 210L90 208L89 209L85 208ZM5 211H7V210H5ZM90 212L94 214L95 218L97 217V220L101 219V217L102 218L104 217V216H101L102 214H97L98 212L94 213L92 209L90 210ZM44 213L46 214L47 212H44ZM9 214H10V212H9ZM96 215H98L99 218ZM88 216L93 219V216L91 214H89ZM59 219H61L60 223L55 221V220H59ZM103 219H105V218H103ZM141 219L143 220L144 217H142ZM9 220L12 221L11 219H9ZM102 220H99V221L101 222ZM21 221L23 222L24 220H21ZM63 221H65V220L63 219ZM83 222H84V225H83ZM103 222H104V220H103ZM10 224H12V222H10ZM13 224L16 227V222L13 221ZM136 224H137V222H136ZM85 225H87V226H85ZM88 225H90V226H88ZM28 226H30V225H27V227ZM69 226H71V228ZM76 226H77V231L80 230V231H78L79 235H77V232H76V234L73 232L74 231L73 229H76ZM84 226H85V228L88 227L86 229H89V227L93 228V226H94V229H97V230L89 229L91 232L94 231V232L90 233L89 230L87 231L86 229H84L85 230L84 231L82 229V228H84ZM25 227H26V225H25ZM173 227L176 228V232H172V228ZM16 229H19V228H16ZM81 229L84 231V234H83V231H81ZM99 230H101V231H99ZM98 232H99V234H98ZM247 232H248V234H247ZM86 233H88V234L90 233V235L87 236ZM109 233H108V235H109ZM9 234H7L6 236H10ZM80 234H82V235H80ZM61 235H62V233H61ZM94 235H96V233H94ZM108 235L106 233V236H108ZM248 235L249 236L251 235L252 237H249ZM91 236L94 237V238L91 239ZM243 236H244V238H243ZM22 237H23V239L22 238L21 239H22L23 242L27 241L26 240L27 239L26 236H22ZM108 237L112 238L111 235H109ZM43 238H44V236H43ZM43 238H40V239H43ZM82 238L80 239L81 241H82ZM33 240H31V241L33 242ZM13 241L18 243L17 241H19V240H16V238H14ZM81 241L79 242V244L81 243ZM84 241H82V242H84ZM14 242L13 243L11 242L10 245L8 243H6V242L1 243V247L0 248L1 249L2 248L7 249V251H6L7 255L4 257V258H6L5 259L6 262L4 261L5 263H3V264H20L18 261L16 262V259H15L16 255H20V254H19V248L17 247L18 244L14 243ZM107 242H109V240ZM95 243H94V245L96 246ZM105 244L106 243H104V245ZM74 245H76V242L74 243ZM94 245H91V247L93 246L94 248H96ZM41 246L42 245H40L39 243L35 245L37 250L42 249ZM81 246L80 247L78 246V248H81ZM102 246H103V243H102ZM106 246L110 247L111 245L106 244ZM61 247H63V246L61 245ZM71 247H73V246H71ZM71 247L67 246L65 248H66V250H69V249H71ZM44 249H42V250H44ZM99 249H102V247L99 248ZM106 251H108V249ZM44 252H45V250H44ZM72 252L76 253L77 251L75 252V250H74ZM104 253H105V251H104ZM173 254L175 255V257L171 258V256H173ZM66 255H67V253H66ZM39 256H41V255H39ZM39 256H38V258H39ZM64 256H65V254H64ZM0 257H2V255H0ZM76 257L78 259V256H73L72 259H67V258H65V259H66L67 262H75L77 260ZM22 259H24V258H22ZM60 260H62V259H60ZM48 261H50V260H48ZM0 264H2V263H0ZM34 264H35V262H34ZM41 264H43V263H41Z\"/></svg>",
	"mask_w": 264,
	"mask_h": 264
}]
</instances>
